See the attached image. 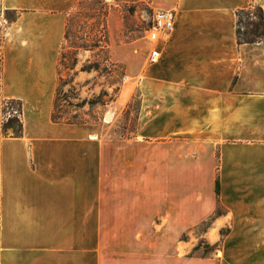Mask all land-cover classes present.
Listing matches in <instances>:
<instances>
[{"label": "crops", "instance_id": "crops-1", "mask_svg": "<svg viewBox=\"0 0 264 264\" xmlns=\"http://www.w3.org/2000/svg\"><path fill=\"white\" fill-rule=\"evenodd\" d=\"M90 1L0 0V264H264V41H238V11L264 0H111L176 13L169 39L136 49L117 104L140 94L138 129L113 147L52 119L67 17ZM13 101L19 136L2 129ZM101 177L120 206L96 225ZM210 221L221 256H181ZM96 233L118 234V257H96Z\"/></svg>", "mask_w": 264, "mask_h": 264}, {"label": "rangeland", "instance_id": "rangeland-1", "mask_svg": "<svg viewBox=\"0 0 264 264\" xmlns=\"http://www.w3.org/2000/svg\"><path fill=\"white\" fill-rule=\"evenodd\" d=\"M253 10V9H252ZM254 11V10H253ZM155 11L145 5H114L111 0H93L80 5L67 17L66 34L59 61V83L56 91L52 119L58 123L86 126L90 136H97V145L107 143L117 146L120 139L136 136L140 94L132 95L124 109L117 104L123 90H133L135 86L133 65L139 49H148L149 30ZM243 32L248 17L241 16ZM137 45V48L136 46ZM152 60V58H151ZM130 66V67H129ZM128 92V91H127ZM2 110V129L10 119L14 134L20 128V104L11 102ZM9 113L11 116H8ZM109 113L112 114L109 120ZM110 122H109V121ZM111 161L117 159L112 154ZM112 163L111 178L117 182V160ZM102 177L96 179V225L102 221L101 214L113 215L119 211L118 186L111 183L106 188L103 200ZM129 208V203L127 204ZM110 224H118L117 218L106 219ZM102 224V223H101ZM211 221L194 229L192 233L180 237L178 253L185 252L184 242H190L187 256H221L220 243L213 245V234L206 235ZM118 234L96 233V257H118ZM166 235L143 234L138 238L146 241L161 240ZM160 238V239H159Z\"/></svg>", "mask_w": 264, "mask_h": 264}, {"label": "trees", "instance_id": "trees-1", "mask_svg": "<svg viewBox=\"0 0 264 264\" xmlns=\"http://www.w3.org/2000/svg\"><path fill=\"white\" fill-rule=\"evenodd\" d=\"M254 10V11H253ZM252 9L240 10L238 11V41L242 43H256L258 41H264V13L261 7L255 6ZM246 14L248 17V22L246 23V30L243 32V21L241 16ZM14 102V101H13ZM11 103V102H9ZM19 103V102H18ZM20 109H21V103ZM21 113V110H20ZM14 119H10L8 123L4 126V131L7 132V128H13ZM54 122H59L57 118L54 117ZM14 129V128H13ZM22 131V123L20 122V128L15 131V136H19ZM217 194L220 193V185L217 183ZM218 215L221 211L218 210Z\"/></svg>", "mask_w": 264, "mask_h": 264}, {"label": "built area", "instance_id": "built-area-1", "mask_svg": "<svg viewBox=\"0 0 264 264\" xmlns=\"http://www.w3.org/2000/svg\"><path fill=\"white\" fill-rule=\"evenodd\" d=\"M176 13L172 10L155 11L151 28L148 32V40L157 44L160 40H167L171 36L175 28ZM152 61H156L159 57L158 50L152 51ZM8 116H11L7 113Z\"/></svg>", "mask_w": 264, "mask_h": 264}, {"label": "bare ground", "instance_id": "bare-ground-1", "mask_svg": "<svg viewBox=\"0 0 264 264\" xmlns=\"http://www.w3.org/2000/svg\"><path fill=\"white\" fill-rule=\"evenodd\" d=\"M108 118H109V120H111V118H112V114L109 113ZM109 120H108V121H109ZM109 122H110V121H109Z\"/></svg>", "mask_w": 264, "mask_h": 264}]
</instances>
